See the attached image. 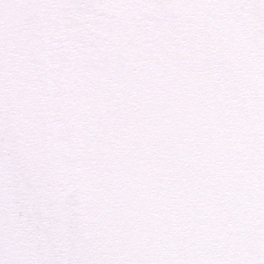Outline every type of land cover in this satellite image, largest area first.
Segmentation results:
<instances>
[{"label":"snow or ice","instance_id":"6c2138e0","mask_svg":"<svg viewBox=\"0 0 264 264\" xmlns=\"http://www.w3.org/2000/svg\"><path fill=\"white\" fill-rule=\"evenodd\" d=\"M0 264H264V0H0Z\"/></svg>","mask_w":264,"mask_h":264}]
</instances>
